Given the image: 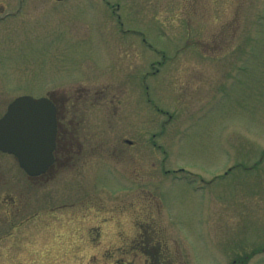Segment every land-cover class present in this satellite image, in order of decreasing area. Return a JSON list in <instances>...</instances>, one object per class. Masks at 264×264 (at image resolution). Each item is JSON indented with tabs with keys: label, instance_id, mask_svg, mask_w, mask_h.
Segmentation results:
<instances>
[{
	"label": "rangeland",
	"instance_id": "1",
	"mask_svg": "<svg viewBox=\"0 0 264 264\" xmlns=\"http://www.w3.org/2000/svg\"><path fill=\"white\" fill-rule=\"evenodd\" d=\"M109 2L0 0V116L55 92L79 139L0 151V264H264V0Z\"/></svg>",
	"mask_w": 264,
	"mask_h": 264
},
{
	"label": "water",
	"instance_id": "2",
	"mask_svg": "<svg viewBox=\"0 0 264 264\" xmlns=\"http://www.w3.org/2000/svg\"><path fill=\"white\" fill-rule=\"evenodd\" d=\"M56 126L49 98L18 96L0 117V150L13 154L28 175H39L54 160Z\"/></svg>",
	"mask_w": 264,
	"mask_h": 264
},
{
	"label": "flooded vegetation",
	"instance_id": "3",
	"mask_svg": "<svg viewBox=\"0 0 264 264\" xmlns=\"http://www.w3.org/2000/svg\"><path fill=\"white\" fill-rule=\"evenodd\" d=\"M61 1H64V0H59V2H61ZM102 1L107 3V4H110L109 0H102ZM21 2H22V0H21ZM4 6L5 5L3 3H0L1 10L4 8ZM111 7H112L111 8L112 13L118 18L119 26L123 27V22L120 20L119 13L116 12V10H117L116 7H113L112 5H111ZM144 42H146V41L144 40ZM51 100L53 101V103L56 106V117H57V135H56V144H55V148H54V162L50 167V169L52 170L56 165H61V166L66 165V164H68V161L74 159L73 156L76 155L77 152L76 153H74V152L70 153L69 150L73 146V144H74L73 147L76 146L78 149L77 143H79V139L77 138V136H75L73 131L70 129L67 122L64 121V117L66 116V114H65L66 111H65V108L63 106V101H64L63 95H60L57 93L52 94ZM68 123H70V119H69ZM60 150H62L63 152ZM7 208L4 209V212H6L7 217H8L7 221L5 223L12 224V226H14L13 224H14L15 218L8 215L9 213H7V211L9 210V208L8 209ZM1 221H3V220H1ZM18 225H21V224H18ZM92 228L95 229L96 231L98 229V227H92ZM98 235H99V232L97 231L96 237H94L92 239L94 241H95V239H99L97 237ZM58 237H59V242L63 241L64 235L62 233H58ZM69 237H71V236H69ZM88 238H89L88 235L84 234L81 237V240H84L87 242ZM144 239L146 240V241H144V244H140L141 242H136V245L133 244V248L135 250H137V248H139L140 252L146 255V258L148 259L149 264H163V263H161L162 260L160 257V249L161 248L159 246L155 248L154 241H152L151 239H148L147 236ZM72 240H73V237H72ZM94 241H92V242H94ZM121 241H122V238L120 237L119 245L118 246L116 245V248L119 251L118 252L119 254H120V251L122 252V249H123V247L121 246V245H123V244H121ZM98 242L99 241H97L96 244ZM65 243H68L70 245V247L72 248L73 242L71 243L70 240H66ZM88 244H89V242H88ZM96 244H94V245H96ZM98 248H100V245ZM44 250L49 251L50 247L48 245H46ZM103 250L105 251L106 249L104 248ZM51 253L52 252L49 251L48 254L50 255ZM147 256H149V257H147ZM115 264H136V263L133 262L132 260L123 261L121 258H118L117 261L115 262Z\"/></svg>",
	"mask_w": 264,
	"mask_h": 264
}]
</instances>
